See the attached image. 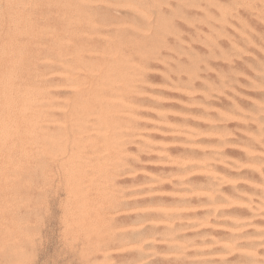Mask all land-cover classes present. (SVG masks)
Segmentation results:
<instances>
[{"label":"rangeland","instance_id":"374dc122","mask_svg":"<svg viewBox=\"0 0 264 264\" xmlns=\"http://www.w3.org/2000/svg\"><path fill=\"white\" fill-rule=\"evenodd\" d=\"M0 264H264V0H0Z\"/></svg>","mask_w":264,"mask_h":264}]
</instances>
